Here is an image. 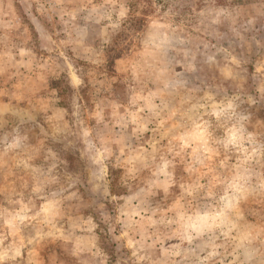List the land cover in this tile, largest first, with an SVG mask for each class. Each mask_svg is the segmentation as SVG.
Returning a JSON list of instances; mask_svg holds the SVG:
<instances>
[{
    "label": "rangeland",
    "instance_id": "374dc122",
    "mask_svg": "<svg viewBox=\"0 0 264 264\" xmlns=\"http://www.w3.org/2000/svg\"><path fill=\"white\" fill-rule=\"evenodd\" d=\"M0 0V264H264V0Z\"/></svg>",
    "mask_w": 264,
    "mask_h": 264
},
{
    "label": "trees",
    "instance_id": "16d2710c",
    "mask_svg": "<svg viewBox=\"0 0 264 264\" xmlns=\"http://www.w3.org/2000/svg\"><path fill=\"white\" fill-rule=\"evenodd\" d=\"M168 0H128V6L134 7L137 4H143V12H147L150 10L152 6L164 7Z\"/></svg>",
    "mask_w": 264,
    "mask_h": 264
}]
</instances>
